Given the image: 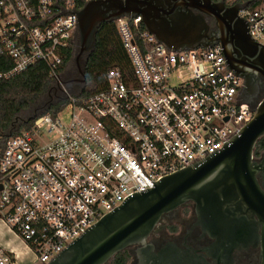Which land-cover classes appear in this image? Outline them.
I'll return each instance as SVG.
<instances>
[{
    "label": "built area",
    "instance_id": "obj_1",
    "mask_svg": "<svg viewBox=\"0 0 264 264\" xmlns=\"http://www.w3.org/2000/svg\"><path fill=\"white\" fill-rule=\"evenodd\" d=\"M87 1L0 0V55L12 61L0 77L44 63L64 103L0 137V225L39 264L128 195L221 148L254 115L236 104L243 79L228 68L219 43L172 50L145 29L139 44L140 16L114 20L130 72L111 67L86 92L82 76L63 80L77 36L68 10ZM238 13L264 44V1ZM22 259L16 245L0 242V264Z\"/></svg>",
    "mask_w": 264,
    "mask_h": 264
},
{
    "label": "water",
    "instance_id": "obj_2",
    "mask_svg": "<svg viewBox=\"0 0 264 264\" xmlns=\"http://www.w3.org/2000/svg\"><path fill=\"white\" fill-rule=\"evenodd\" d=\"M246 6L224 0H89L68 10L77 17V62L93 50L100 25L120 17L140 16L145 29L172 50L219 43L228 68L243 79L236 104H247L254 115L221 148L128 195L44 264H107L131 246L137 264L204 263L190 247L169 243L155 251L147 241L164 215L188 201L194 203L193 225L215 238L207 251L231 252L260 241L264 264V153L255 158V144L264 136V44L250 36L238 13Z\"/></svg>",
    "mask_w": 264,
    "mask_h": 264
},
{
    "label": "trees",
    "instance_id": "obj_3",
    "mask_svg": "<svg viewBox=\"0 0 264 264\" xmlns=\"http://www.w3.org/2000/svg\"><path fill=\"white\" fill-rule=\"evenodd\" d=\"M226 5L235 2L247 3V7L254 8L264 0H224ZM145 26L139 23V32L136 34V40L139 44L144 41L142 33ZM72 48L67 49V55L73 57ZM12 61L8 56L0 55V72L9 69ZM81 69L85 78V87L83 92L88 89H96L105 81L106 72L109 68L118 66L123 72H130L128 56L122 46L120 37L115 27V22H104L98 28L96 41L93 50L83 56ZM62 69V65L57 67ZM50 76L46 64L38 62L24 71L9 77H0V137L5 139L9 135H14L23 129L29 128L33 123V118L39 113H55L64 104L63 102L49 103V105L26 117L17 126L13 127V120L19 106L25 100H31L34 96L41 93L49 85ZM9 125H11L9 127ZM264 149V138H260L255 144V155H259ZM128 259L126 251L116 253L111 261L115 264H125Z\"/></svg>",
    "mask_w": 264,
    "mask_h": 264
},
{
    "label": "flooded vegetation",
    "instance_id": "obj_4",
    "mask_svg": "<svg viewBox=\"0 0 264 264\" xmlns=\"http://www.w3.org/2000/svg\"><path fill=\"white\" fill-rule=\"evenodd\" d=\"M74 56L75 54L71 58L72 71L69 74L72 75V79L77 80L81 76L79 68L82 67L83 57L77 62L74 60ZM262 137L264 138V136ZM261 153H264V149L260 151L258 156L255 155V158H260ZM173 213L164 215L157 225V229L152 231L147 238V241L154 245L155 251L170 243L181 248L190 247L192 251L201 255L205 260L204 263L194 260L192 264H260V241L258 245L234 249L231 252H219L213 248H209L207 251L206 248L212 245L215 238L208 234L202 235L200 226L193 225L196 215L192 201L178 207ZM134 248L135 246H131L123 250L128 254L125 264H137ZM107 264L115 263L110 260Z\"/></svg>",
    "mask_w": 264,
    "mask_h": 264
},
{
    "label": "rangeland",
    "instance_id": "obj_5",
    "mask_svg": "<svg viewBox=\"0 0 264 264\" xmlns=\"http://www.w3.org/2000/svg\"><path fill=\"white\" fill-rule=\"evenodd\" d=\"M77 36L75 37L73 41V47H74V54L77 52ZM67 71L62 76L63 80H69L72 79V75L69 74L72 71V62L70 61L67 66ZM66 87L73 91L74 84L72 83H66ZM88 88H91L90 85L87 86ZM58 94V89L55 85V83L49 82V85L39 94L34 96L31 100H25L22 105L19 106L18 111L16 112L13 120V127L17 126L22 120H24L26 117L32 116L34 113L39 112L43 109H45L49 103H55L57 101L56 95ZM69 110H65L62 114L64 117L68 114ZM11 125H9L10 127ZM22 264H39L34 261L33 256L29 253H27L23 259Z\"/></svg>",
    "mask_w": 264,
    "mask_h": 264
},
{
    "label": "crops",
    "instance_id": "obj_6",
    "mask_svg": "<svg viewBox=\"0 0 264 264\" xmlns=\"http://www.w3.org/2000/svg\"><path fill=\"white\" fill-rule=\"evenodd\" d=\"M0 242L8 245L9 247L16 245L20 258H23L27 254L24 244L11 236L6 227L3 225H0Z\"/></svg>",
    "mask_w": 264,
    "mask_h": 264
}]
</instances>
